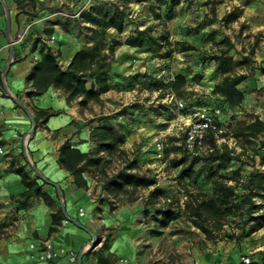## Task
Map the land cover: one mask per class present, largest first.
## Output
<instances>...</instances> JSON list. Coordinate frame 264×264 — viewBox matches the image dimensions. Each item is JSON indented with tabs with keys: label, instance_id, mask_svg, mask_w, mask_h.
Here are the masks:
<instances>
[{
	"label": "rangeland",
	"instance_id": "374dc122",
	"mask_svg": "<svg viewBox=\"0 0 264 264\" xmlns=\"http://www.w3.org/2000/svg\"><path fill=\"white\" fill-rule=\"evenodd\" d=\"M149 4L154 6L159 19L153 17ZM114 5L125 8L128 13L120 34L110 28L101 37L93 32L95 26L80 17L83 11L103 14L111 11ZM16 9L27 15V22L34 25L32 31L21 34V44L33 40L41 49L42 45L36 41L39 35L46 44L54 39L60 45L67 41L98 43L108 52L111 40H119L114 47L110 79H115L116 87L121 85L122 89L112 94L108 92L106 98L94 102L93 107L80 106L94 117L90 121L96 120L98 126L111 130L128 159H136L138 169L135 171L152 179L164 195L170 196L176 217L164 227L163 246L164 253L170 254L167 258L172 264L176 261L186 264L190 260L195 264V257L202 262L209 260L211 264H235L241 256H248L250 264H264V227L247 237L236 238L243 217L230 214L224 217L222 229L215 232V237L207 239L189 222V214L183 205L187 199L184 187L187 185L193 193L203 191L209 194V180L201 174L193 177L190 183L181 177V168L190 159L186 158L183 136L177 131L180 123L185 125L193 119L195 108L221 105L217 128L212 129L216 144L226 143L229 149L240 155L242 163L231 160L225 168L214 165L212 170L227 184L235 186L238 193L243 191L249 172H264V148L258 149L257 141L242 146L241 140L230 134L221 136L229 133L237 123H247L255 117L264 119V0H180L171 11L157 0H33L23 12L17 5ZM45 28H51L57 38L52 34L45 35L42 32ZM145 28L149 29L148 34L155 39V44L140 47L124 44L128 35ZM224 37L232 44L228 54L232 56L234 72L245 75L239 84L244 92V100L239 106L220 103L212 88L221 75L213 61L201 60L225 49L224 45H215ZM177 42L188 43L194 49L182 52ZM175 75H183L186 80L178 91L172 90ZM136 80L155 83L154 94L132 91L137 89L135 86L130 88ZM75 101L79 104L78 100ZM175 101L183 102L182 110L175 108ZM100 117L105 119L98 121ZM160 133H164L166 142L164 157L158 161L153 146ZM183 158L185 162L173 163ZM123 165L122 159L113 157L108 172H116ZM200 165L197 162L194 167ZM148 190L141 187L130 195L104 196L108 203L116 206L130 202L128 198L132 201L143 198ZM158 202L164 205L163 199ZM15 221V217L9 220L10 228L15 227Z\"/></svg>",
	"mask_w": 264,
	"mask_h": 264
},
{
	"label": "crops",
	"instance_id": "0c3cea01",
	"mask_svg": "<svg viewBox=\"0 0 264 264\" xmlns=\"http://www.w3.org/2000/svg\"><path fill=\"white\" fill-rule=\"evenodd\" d=\"M33 29L27 15L18 13L13 0H0V149L3 151L0 154V223L6 224L5 233L0 237V264H73L65 257L41 261L28 249L31 242L44 241L51 242L54 248L83 251L81 264H96L95 251L111 255V264H172L163 246L164 227L170 220L143 206L147 193L143 198L110 208L99 181L87 176V187L78 188L72 176L60 167L58 149L65 140L85 152L95 147L89 135L98 122L90 121L94 117L76 101L67 103L53 86L40 96L28 95L31 89L28 78L40 59V47L33 40L21 44L16 36ZM55 35L52 34L54 38ZM84 44L87 43L67 41L60 45L55 39L47 41L50 50L58 54L62 68ZM114 80H108L109 90L100 95L101 100L108 92L122 89L121 85L116 87ZM91 84L89 79L86 87ZM154 84L136 80L130 88L137 87L132 91L143 95L154 94ZM93 103L89 102L88 107H93ZM36 109H52L59 114L51 116L45 125L35 126L31 133V117ZM18 166L40 185L47 201L35 195L25 200L20 197L25 188L18 175L11 171ZM53 184L60 189V196ZM80 208L82 216L78 215ZM56 211L60 212L61 219L52 225L51 214ZM65 216L93 232L96 245L91 247L90 235L74 223L65 222ZM14 217L15 227L10 228L9 220ZM50 227L55 230L50 232ZM195 259V264H211L209 260ZM176 264L179 263L176 261ZM186 264H192L191 260Z\"/></svg>",
	"mask_w": 264,
	"mask_h": 264
},
{
	"label": "trees",
	"instance_id": "16d2710c",
	"mask_svg": "<svg viewBox=\"0 0 264 264\" xmlns=\"http://www.w3.org/2000/svg\"><path fill=\"white\" fill-rule=\"evenodd\" d=\"M14 2L20 12H23L25 6L33 4V0H14ZM157 2L160 5H167L168 10L171 11L180 0H157ZM148 9L155 19H159L160 16L152 4L148 5ZM127 16L125 8H120L117 5H114L111 11L103 14L91 11L80 13L81 19L95 26L93 32L101 37H104L110 28L118 34L122 33L124 19ZM148 30L147 28L136 30L125 38L124 44L132 47L155 44L156 41L148 34ZM42 32L45 35H51L53 31L51 28H45ZM36 41L42 45V48L39 51L40 59L34 64L28 78L31 82L29 96H40L50 86H53L63 94L67 103L78 100L80 105L86 106L89 102L99 103L101 101L100 95L109 90L108 80L112 73L113 52L114 47L120 43L119 40H111L108 52L103 50L98 43L82 45L73 54L65 68L58 64V54H54L39 35H37ZM177 45L182 52L194 49L192 45L185 42H177ZM215 45H224L226 48L220 49L219 53L201 58L203 62L213 61L221 75V79L214 84L212 93L217 95L222 105L239 106L244 100V92L239 88V84L245 75L235 73L233 70V59L228 54L232 48L230 40L224 37L215 42ZM87 79H92L89 88L86 87ZM185 82L183 75H175L172 90L178 91L185 85ZM57 114L59 112L52 109L34 110L35 126L45 125L51 116ZM103 119L105 118L100 117L98 121ZM228 134L241 140L242 146L245 143L257 141V148H264V120L259 117H255L247 123H237L229 133H222L221 136ZM214 135L213 130L207 131L205 144L208 149L205 153L191 156L185 151L186 158L190 160L187 164L184 163L185 165L181 168V177L187 178L190 183L193 177L201 174L209 180L210 193L203 191L193 193L185 185L187 199L183 204L184 209L189 214V222L192 226L199 229L207 239L215 237V232L222 229L224 217L230 214H238L243 217L236 238L247 237L264 227V172H249L242 187L243 191L238 193L235 186L227 184L212 169L214 165L220 169L225 168L231 160L242 163L240 155L229 149L226 143L217 145ZM89 139L95 144V147L90 151L85 152L73 147L68 140H65L58 149V163L72 176V182L76 187L86 188L88 185L86 177L90 176L101 183L102 194H105L106 198L108 195L114 197L130 195L141 187L151 188L147 192L143 206L152 208L166 221L175 219L176 215L172 209L173 202H171L170 196L164 195L152 179L135 171L138 169L136 159H128L127 153L120 146V141L108 127L100 125L91 129ZM255 151L254 149L253 152ZM113 157L122 159L124 165L116 172L109 173L108 168ZM185 161L186 159L183 158L181 161H173V163L178 164V162ZM197 162H200L201 165L195 168L194 164ZM11 171L18 175L25 188V191L20 194L23 200L30 195H35L47 201L46 195L41 192L40 185L34 178L27 175L22 166L13 167ZM254 198H258V200H254ZM160 199L164 200V205H160L158 202ZM127 201H132V199L128 198ZM109 204L110 208L114 207L112 203ZM59 213L56 211L51 214L52 225L58 224L61 219ZM5 229L6 224L0 223V237L4 235ZM54 230V227L49 228L50 232ZM94 256L96 264L112 263L111 255H103L100 251H95Z\"/></svg>",
	"mask_w": 264,
	"mask_h": 264
},
{
	"label": "built area",
	"instance_id": "2783aa9c",
	"mask_svg": "<svg viewBox=\"0 0 264 264\" xmlns=\"http://www.w3.org/2000/svg\"><path fill=\"white\" fill-rule=\"evenodd\" d=\"M21 35H17L16 39L20 40ZM2 83L4 79H1ZM174 106L177 110H182L184 105L182 101H175ZM222 111L221 105L212 106H199L194 109L193 119H190L189 123L177 126V131L183 136V147L187 154L191 156L200 155L205 153L208 146L205 144V136L208 130L217 128L218 118ZM164 133H160L159 137L154 141L153 151L154 156L158 161H161L164 157V145H165ZM26 153V147L24 145ZM3 153L0 149V154ZM78 215H83V210H78ZM65 222H72L75 224V220L65 216ZM76 225V224H75ZM28 249L34 251L40 260L50 261L55 258L65 257L69 262L73 264H81L79 257L81 258L83 251L76 252L72 250H66L63 247L54 248L53 244L48 241L44 242H31L28 244ZM235 264H250V258L248 256H241L238 258Z\"/></svg>",
	"mask_w": 264,
	"mask_h": 264
},
{
	"label": "water",
	"instance_id": "95a60500",
	"mask_svg": "<svg viewBox=\"0 0 264 264\" xmlns=\"http://www.w3.org/2000/svg\"><path fill=\"white\" fill-rule=\"evenodd\" d=\"M31 124H32V128H31V133L33 132L34 128H35V123H34V119L31 117ZM43 180H46L43 178ZM47 181V180H46ZM56 189L57 192L59 194V196L61 195L60 189L58 188V186L56 184H53ZM75 224L80 227L81 229H83L84 231H86L90 237H91V242H90V246L93 247L96 245V236L93 232L89 231L87 228H85L84 226L80 225L78 222H75ZM81 260V258L79 257V261Z\"/></svg>",
	"mask_w": 264,
	"mask_h": 264
}]
</instances>
